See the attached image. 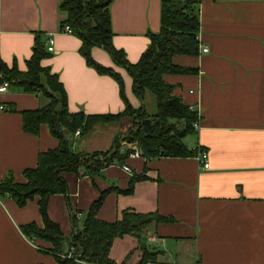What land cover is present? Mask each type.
Returning a JSON list of instances; mask_svg holds the SVG:
<instances>
[{
	"label": "crops",
	"instance_id": "obj_1",
	"mask_svg": "<svg viewBox=\"0 0 264 264\" xmlns=\"http://www.w3.org/2000/svg\"><path fill=\"white\" fill-rule=\"evenodd\" d=\"M58 3L0 0V62L24 71L39 33L44 41L52 39V51L40 64L57 75L69 112L122 111L117 82L87 65L79 38L61 31L64 14ZM195 12L198 54L172 58L194 72L162 75L172 93L197 113V128L183 138L195 154L145 159L131 151L97 173L63 172L67 193H54L47 201V215L65 237L72 232L70 213L80 225L101 191L106 194L95 214L99 220L114 222L126 210L164 218L139 235L115 237L108 253L115 264H136L142 247L157 252L146 264H264V0H198ZM109 14L113 46L135 63L149 43L147 34L160 29V0H112ZM91 56L120 75L125 97L139 107L126 70L99 47H92ZM46 102L40 93L15 85L0 93V180L24 182L23 171L36 166L38 154L58 145L46 124L36 133L22 127V111ZM128 125L122 117L83 135L70 133V147L105 150ZM200 151L207 154L208 168L201 166ZM135 176L143 177L125 193ZM37 199L19 206L0 195V264H57L50 242L21 231L31 222L43 226Z\"/></svg>",
	"mask_w": 264,
	"mask_h": 264
},
{
	"label": "trees",
	"instance_id": "obj_2",
	"mask_svg": "<svg viewBox=\"0 0 264 264\" xmlns=\"http://www.w3.org/2000/svg\"><path fill=\"white\" fill-rule=\"evenodd\" d=\"M112 0H59L58 9L64 14L60 26L68 25L71 33L80 40L79 53L85 62L100 74L111 76L118 84L124 108L118 113L85 114L83 111L69 112L66 94L61 82L48 66L40 64L49 56L46 41L39 33L34 36L32 53L26 60V69L18 70L15 65L7 67L0 62L1 79L8 85H15L24 91H36L47 102L34 110L22 111V127L36 133L40 124H46L50 133L58 140V145L37 156L36 166L23 171L24 182H15L11 177L0 180V194L8 195L17 205L22 206L28 199L37 196L42 227L31 222L21 226V231L29 237H37L51 243L49 249L57 264H115L109 257V248L115 237L125 234L139 235L152 222L164 220L155 213L123 211L121 218L106 222L96 218L97 209L106 191H101L90 204L80 225L75 214L70 213L72 232L65 237L58 224L47 215V201L54 193H67L63 172L78 174L80 168L86 173H97L101 168L119 162L132 150L124 148L120 141L135 142L139 154L145 159L161 156H188L195 154L188 148L183 138L194 131L193 122L197 113L172 93V85L162 79L165 73H191L193 68L175 65V55L198 54L199 21L195 12L198 0H160V29L149 32V43L135 63L129 62L122 50L113 46L110 27L109 4ZM107 52L113 63L126 70L132 80V92L139 100V107H133L124 95L123 81L111 68L103 66L91 56L92 47ZM146 92L152 93L155 111L149 114L144 108ZM129 119V127L117 132L105 150L75 152L68 144L67 137L76 130L86 134L97 124ZM150 119V128L144 133L141 120ZM65 131L68 133L66 134ZM130 179L128 193L135 180ZM67 249H63V243ZM156 251L142 247V254L136 264L154 261Z\"/></svg>",
	"mask_w": 264,
	"mask_h": 264
},
{
	"label": "built area",
	"instance_id": "obj_3",
	"mask_svg": "<svg viewBox=\"0 0 264 264\" xmlns=\"http://www.w3.org/2000/svg\"><path fill=\"white\" fill-rule=\"evenodd\" d=\"M61 31L66 32V33H71L70 27H69L68 25H66V24L63 25V26L61 27ZM46 49H47V51H49V52L52 51V39H51V38H48V39L46 40ZM202 51H203V52L206 51V48H202ZM1 76H2V74H1V72H0V93H2L3 91H5V89H6L7 86H8L7 81L2 80V79H1ZM1 108H2V106L0 105V109H1ZM197 126H198L197 121L193 122V128L196 129ZM74 134H76V135L79 134V131L76 130V131L74 132ZM129 145H130L131 148H132L131 155H133V156H137V155H139V151H138V149H137L136 143H135V142H132V144H129ZM197 157H198V159H199V161H200V163H201L202 168H208V167H209V163H208V160H207V154H206L205 151H200V152L197 154ZM122 168H123V170H125L126 172H130V168H129L127 165L123 164V165H122ZM0 195H1V194H0Z\"/></svg>",
	"mask_w": 264,
	"mask_h": 264
},
{
	"label": "rangeland",
	"instance_id": "obj_4",
	"mask_svg": "<svg viewBox=\"0 0 264 264\" xmlns=\"http://www.w3.org/2000/svg\"><path fill=\"white\" fill-rule=\"evenodd\" d=\"M145 108H146V111L149 114H151V113H153L155 111V100H154V96L150 92L146 93V97H145ZM128 127H129V125H128ZM124 130H120V131H124ZM188 135H190V134H188ZM120 142L122 143V142H127V141L122 140ZM127 143L132 144V142H127Z\"/></svg>",
	"mask_w": 264,
	"mask_h": 264
},
{
	"label": "water",
	"instance_id": "obj_5",
	"mask_svg": "<svg viewBox=\"0 0 264 264\" xmlns=\"http://www.w3.org/2000/svg\"><path fill=\"white\" fill-rule=\"evenodd\" d=\"M141 127L144 133H147L149 128H150V119L149 118H144L141 120ZM67 141L69 146L72 144V139L70 137H67Z\"/></svg>",
	"mask_w": 264,
	"mask_h": 264
}]
</instances>
